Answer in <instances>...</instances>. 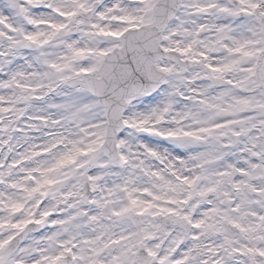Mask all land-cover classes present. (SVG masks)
<instances>
[{
	"label": "snow or ice",
	"instance_id": "1",
	"mask_svg": "<svg viewBox=\"0 0 264 264\" xmlns=\"http://www.w3.org/2000/svg\"><path fill=\"white\" fill-rule=\"evenodd\" d=\"M0 264H264V0H0Z\"/></svg>",
	"mask_w": 264,
	"mask_h": 264
}]
</instances>
